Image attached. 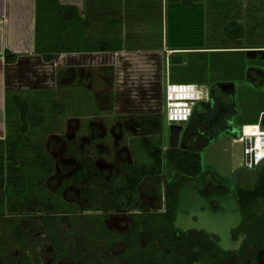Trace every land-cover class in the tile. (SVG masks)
<instances>
[{
  "label": "rangeland",
  "instance_id": "1",
  "mask_svg": "<svg viewBox=\"0 0 264 264\" xmlns=\"http://www.w3.org/2000/svg\"><path fill=\"white\" fill-rule=\"evenodd\" d=\"M236 1L163 0L162 9L163 45L166 49H175L172 55L163 58V65L164 59L167 60V67L164 65L163 69V87L166 83L204 84L206 88H212L217 97L214 115L221 112L218 123L210 116L207 128L203 129L212 140L199 152L201 173L191 178L178 194L174 228L184 233L196 231L214 236L218 239L222 251L235 253L241 250L246 241L244 232L248 229L249 222L246 223L239 211L233 191L238 188L251 191L259 173L258 169L249 171L244 167L243 145L235 142L233 135L236 133V137H239L241 127L255 124L259 112L264 110V60L247 59L245 51L206 49L216 46L264 45V0L243 3ZM240 8L241 12L238 13ZM238 14L239 16H235L237 19L232 18ZM232 20H240L239 23L246 28L242 41H230L221 34L222 28ZM158 22L156 31L159 33L160 18ZM43 35L44 28L41 25L40 36ZM58 70L57 67V81L53 80L51 71L47 77L48 81L46 80L47 85L51 83L53 86L54 83L55 86L37 87L16 93L25 101L29 115L35 116L31 122L28 120L26 134L20 132L22 122L19 110L11 101L13 94H8L10 104L6 144L20 147L15 156L21 163L18 167L5 169V177L0 181L5 183L11 174L16 175L11 185L18 186L22 193L27 190L26 187H31L26 200L36 202L38 208H43L42 196L51 195L59 187H64V197L68 202L79 201L82 206L87 203V207L98 210L105 202L104 195L114 187L111 193L113 196L107 199L109 205L132 207L135 212H140L143 208L151 209L152 212H163L164 186L179 176L166 161V152L170 148L169 126L163 120L164 114L157 115L158 119H162L160 128L146 129V132L140 135L127 130L131 132L124 131V137L120 139L117 136L115 141L107 131L108 134H101V130L92 126L99 124L108 130L116 121L114 116L96 115L100 112L95 96L104 88L105 83L98 81L99 74L94 66L89 63L88 69L72 70L71 74L77 75V78L67 86L60 82ZM84 76L89 79L82 80L81 77ZM112 90L109 86L108 91L113 97ZM104 107L107 108L108 105ZM137 114L139 116L138 112ZM123 124L128 126L134 122L126 119ZM198 128L189 123L183 124L180 145L186 132ZM261 128L264 130V126ZM250 130L251 128L246 129L247 132ZM25 136L27 141L24 140ZM80 151H85L98 168L108 172V180L97 179L91 174V177L82 183V188L71 185L67 179L78 167ZM125 151L133 168L130 173L123 174ZM7 159L8 156H4V160ZM50 168L52 170L47 174ZM145 185L155 191V197L141 198L148 194ZM85 188L92 191L91 197L86 200L80 196V189ZM204 188H213L215 194L204 196L201 193ZM222 188H228L229 193H220ZM96 192L98 195L93 204L92 198ZM69 193L75 196H70ZM2 198L0 195V199ZM51 200L47 203L52 205L54 202ZM7 201L11 205L16 202L13 196ZM15 208H11L10 215L4 216H27L33 217L34 220L23 218L20 221L24 225L27 246L6 251L5 263L10 259L17 262L21 255H24L30 264H122L119 260H114V257L122 252L121 243L113 249L96 246L95 241L97 243V240H102L104 236L99 232L100 229L97 232L100 222L95 219H80L78 222L61 226V240L74 236L72 232L76 226L84 228L87 236L83 239V236H75L79 241L77 240L78 244L72 248L73 253L82 251L81 255L57 261L51 252L47 234L35 223L39 216L49 213L45 209H36L37 212L28 214L24 207ZM160 219L161 217H154L156 222ZM14 223L11 219L1 223L0 235L4 240H9L8 236ZM130 223L129 216L120 219L111 216L106 225L108 228L125 232ZM150 238L148 236V239ZM141 245L145 247V241L141 242ZM262 255L264 256V253ZM244 262L247 264L249 258ZM262 263L264 264V258ZM167 264L178 263L172 261Z\"/></svg>",
  "mask_w": 264,
  "mask_h": 264
},
{
  "label": "trees",
  "instance_id": "2",
  "mask_svg": "<svg viewBox=\"0 0 264 264\" xmlns=\"http://www.w3.org/2000/svg\"><path fill=\"white\" fill-rule=\"evenodd\" d=\"M41 25L44 28L43 36H40ZM89 27L90 24L81 19L75 9L60 7L57 0H36L35 53L41 55L43 62L48 64L53 63L59 55L66 53L119 52L122 50V44L119 40L86 38L85 31ZM222 36L230 41L242 40L244 38V28L240 23L231 21L223 27ZM11 101L15 103L19 110L22 122L20 132L26 134L28 132L27 122L28 120L30 122L34 120L35 116L29 115L28 107L20 96L13 95ZM216 103L215 98L197 103L188 123L199 128L195 131L192 130V132H186L182 137V144L178 148L169 149L166 152V161L179 176L176 180H171L164 186V211L155 214L132 215L131 230L125 235L112 237L110 236L111 233L107 232L102 226V219L105 216L86 217L87 219H98L100 222L97 232L101 228L99 232L104 238L102 240L98 239L97 243L95 241L96 246L100 247L102 245L107 248L115 242H121L124 252L118 257V260L125 262V264H167L172 261L178 264H246L244 262L246 258H249L248 264H256V252L264 249V174L257 179L251 191L242 188L233 191L238 201L239 211L246 223L249 222L248 229L244 232L246 236L245 245H242L239 252L222 251L219 248L218 239L214 236L196 231L184 233L174 228L179 203L178 194L191 178L201 173L199 152L212 140V137L203 129L207 128L210 116L213 117L215 123L219 122L221 112L214 115ZM9 104V99L6 98L7 117ZM147 119H157L159 123L162 122L160 117L158 119L154 115L149 116ZM24 140H28L27 136L24 137ZM7 142L8 136L5 141L0 142V179L5 177V169L18 167L21 163L15 156L20 147L18 145L7 146ZM4 156H8V159L4 160ZM91 169L90 160L85 158L80 160V168L72 176L74 185H79L80 181L87 178V171ZM131 169V165L125 166V170L130 171ZM16 177V175L11 174V177L6 178L5 183L0 181V195L3 196L0 199V225L8 219L15 222L11 226L9 240H4L0 235V256L4 251H9L12 248L27 246L24 228L19 223V218H6L2 214L12 212L11 208L13 207H24L25 211L29 213L36 212V202L31 199L26 200L31 187H26L27 190L22 193L18 190V186L11 185ZM229 191L228 188H222L220 193L225 194ZM201 193L210 197L215 194V190L204 188ZM91 195L92 193L87 188L81 192V197L85 200ZM12 196L16 200L13 205L7 201ZM48 197L42 196L44 201H42V205L46 206L47 210L50 209L47 202L49 199L51 200ZM96 197L97 195L93 194V204L97 199ZM52 200L55 204L52 208L56 211L77 210L76 207L66 206L61 198H53ZM137 217L141 219L136 220ZM154 217H161V219L156 222ZM78 219V216L55 217L47 215L40 217V224L58 256L69 258L72 256L73 250L72 248H66L65 240L62 242L58 240L60 223L69 220L75 223ZM83 233L84 231L77 232L79 235H83ZM97 236L94 237L97 238ZM148 236L151 238L148 239ZM143 241L146 243L145 247L141 245ZM79 252L82 253V251ZM27 262L28 260L24 258V263L28 264Z\"/></svg>",
  "mask_w": 264,
  "mask_h": 264
},
{
  "label": "crops",
  "instance_id": "3",
  "mask_svg": "<svg viewBox=\"0 0 264 264\" xmlns=\"http://www.w3.org/2000/svg\"><path fill=\"white\" fill-rule=\"evenodd\" d=\"M247 1L258 0L236 2ZM57 3L66 9H75L79 17L90 24L89 29L85 31L86 38L119 40L122 50L66 53L59 55L53 63H44L41 55L35 53L36 0H0V142L5 141L8 136L6 116L8 94L16 95L18 91L55 86L54 83L53 86L51 83L47 85V77L51 71L53 80L57 81L55 78L57 67L60 82L67 86L77 78V75L71 74L72 70L88 69L89 63L90 66H94L99 74L98 81L105 83L104 88L95 96L98 101L107 95L112 97L108 91L109 86L112 87L115 112L113 113L109 107L105 108L106 103L99 101L97 109L100 113L96 114L97 116L103 114H107L108 117L114 116L117 125H122L123 121L129 119L134 122V128L144 123L145 117L158 114L163 91L164 50L170 55L175 50L166 49L163 45V0H57ZM235 16L239 14L232 18ZM159 18L161 37L156 31ZM244 29L246 33V28ZM250 49H264V45L216 46L206 50L244 52ZM81 79L86 80L89 77L84 76ZM197 86H202L203 95L207 90L208 101L217 98L212 88L208 89L204 84ZM253 125L259 126L260 131L264 132L261 128L264 126V110L259 112L257 122ZM145 127L154 129L151 125ZM233 136L239 138L236 137V133ZM255 169H258L259 178L263 174L264 162Z\"/></svg>",
  "mask_w": 264,
  "mask_h": 264
},
{
  "label": "flooded vegetation",
  "instance_id": "4",
  "mask_svg": "<svg viewBox=\"0 0 264 264\" xmlns=\"http://www.w3.org/2000/svg\"><path fill=\"white\" fill-rule=\"evenodd\" d=\"M100 102H104V103H106V105H108V107L110 108V106H111V108L110 109H112V111H113V113L115 112V108L114 107H116L115 106V96H113V97H109L108 95L107 96H105V97H102L101 98V100H99ZM98 100H97V102H99ZM161 103H160V106H159V111H158V114L157 115H162V112H161ZM112 106H114V107H112ZM157 115H154V116H157ZM131 118V117H130ZM146 118V120L144 119V123H142V124H140V125H138L137 127H134L133 128V125L134 124H128V126L125 124H122V125H117V123L116 122H114L113 123V125H111L110 126V128L107 130L105 127H103V126H101V125H99V124H91L92 126H94V128H97L98 130H101L100 132H101V134H106L107 132L110 134V136L113 138V140H115L116 138H117V136H119L120 137V139H121V137L123 138L124 136H123V134H124V131L125 132H134V134H136V135H140L141 133H144V132H146L145 130L147 129L145 126H153V128L155 129V128H160V125L159 124H161V123H159L158 121H156V119L155 120H148L147 119V117H145ZM91 126V127H92ZM90 127V126H89ZM93 131V129H90V131ZM95 130V129H94ZM127 130H131V131H127ZM107 131V132H106ZM107 133V134H108ZM100 134V133H99ZM65 137V136H64ZM63 140H66L65 138H62ZM116 141V140H115ZM114 141V142H115ZM66 142V141H65ZM80 153V159H79V163H78V167L75 169V171L74 172H72V173H70V176L68 177V181L71 183V185H73V187H77V188H82L81 187V185H82V183L85 181V180H87L88 178H90L91 177V174H92V176H94L95 178H97V179H100V180H108V177H107V174H108V172H104L102 169H100V168H98L96 165H95V162H94V160H92L91 158H89L88 156H87V154H86V152L85 151H80L79 152ZM84 154V155H83ZM124 160H123V162H122V170L124 171V173L123 174H126V173H130L131 171H132V169L130 170V171H127V170H125V166L126 165H131V163H130V161H129V159H128V157H127V153H126V151H125V154H124ZM83 158H85V159H87V160H90L91 161V164H92V169L91 170H88L87 171V178H84L82 181H80V183H79V185H74V183H73V180H72V176L78 171V169L80 168V160H82ZM132 166V165H131ZM133 168V167H132ZM51 168H50V170H49V172L47 173V174H49L50 172H51ZM97 173H98V175H100V176H98L97 175ZM46 174V175H47ZM43 178V177H42ZM145 188H147V190H148V194H146L144 197H141V198H153V197H155V196H153V195H155V191L154 190H152L151 188H149V187H147L146 185L144 186ZM113 188L114 187H112L111 189H109V193L107 192V194L106 195H104V197H106L105 198V202L103 203V206H101L100 207V209H91L90 207L88 208L87 207V203L85 204H83V206L79 203V201H78V203H76V201L74 200L72 203H70V202H68L67 200H66V198L64 197V191H65V188L64 187H59L56 191H54V193H52L51 195H48L49 196V198H51V199H53V198H61L62 199V201H63V203L66 205V206H73V207H76L77 208V210L76 211H56V210H54L53 208H54V203L51 205V204H49V207H50V209H46V206H43V208H41V209H45L49 214H46V215H41V216H55V217H59V216H66V217H68V216H78L79 217V219L78 220H80V219H83V220H85V219H87L86 217H88V216H105V218L104 219H102V226L107 230V232H109V233H111V237L112 236H115V235H125V234H127L130 230H131V226H132V221H133V219H132V215H139V214H155V213H160V212H152L151 211V209L149 210V209H147V208H143V210H141L140 212H135L136 210H134V209H132V207H123V206H119V205H109V203H108V198H110V197H112L113 195L111 194L112 192H113ZM82 190L83 189H80V196H81V192H82ZM88 191H90L91 193H92V191L91 190H88ZM97 193V192H96ZM70 194V196H73L74 194L73 193H69ZM96 195H98V193L96 194ZM75 196V195H74ZM97 198V197H96ZM53 207V208H52ZM40 208H38L37 207V205H36V207H35V210L36 209H40ZM52 208V209H51ZM40 209V210H41ZM149 210V211H148ZM157 211V210H156ZM37 212V211H36ZM28 214H32V213H29V212H27ZM33 213H35V212H33ZM39 213H41V212H39ZM95 213V214H94ZM10 215V212H8V213H5V214H2L3 216L4 215ZM41 216H39V219L35 222V223H37L38 224V227L40 226L41 228H42V232L43 233H45L46 234V232H45V230L43 229V227H42V225L40 224V217ZM113 217V216H116V218L117 219H120V218H125V217H127V216H129V219L131 220V223H130V226H129V228L127 229V231H125V232H119V231H117V230H115V229H111V228H108V226L106 225V223H107V220H108V218H110V217ZM5 217V216H4ZM14 217H17V218H19V223H20V221L23 219V218H25V219H28V220H30V221H33L34 220V218L33 217H27V216H11V217H6V218H14ZM29 218H31V219H29ZM12 220V219H11ZM78 220L76 221V222H78ZM13 221V220H12ZM95 221H98V219H95ZM72 223V221L71 220H69V221H66L65 223H60V225H59V230H61L60 228H61V226H64V225H67V224H71ZM21 224V223H20ZM120 224H121V222H120ZM100 225V224H99ZM99 225H97V227H99ZM21 226L24 228V225H22L21 224ZM121 226H123V225H121ZM84 228H78L77 226H76V229H74V231L72 232L73 233V235L74 236H68V238H66V239H60L59 237L61 236L60 234L58 235V240L59 241H63V240H65V246H66V248H74L75 246H76V244H78L77 242L79 241L75 236H77V237H79V236H83L81 239H83L84 238V234H85V231L83 230ZM100 230H101V228H100ZM83 232L84 231V233H83V235H79V234H77V232ZM60 233H61V231H60ZM24 234H25V232H24ZM102 237H103V235H102ZM25 238H26V235H25ZM26 240H27V238H26ZM78 240V241H77ZM119 243H121V242H115V243H113L111 246H109L108 248H112L113 249V247H115L116 245H118ZM50 244V243H49ZM121 245H122V252L120 253V254H118V255H116L115 257H114V260L116 261V260H118V257L124 252V247H123V244L121 243ZM26 247V246H25ZM100 247H104V246H102V245H100ZM21 248H23V247H21ZM50 248H51V252H52V254L54 255V258L57 260V261H62L63 260V258H65V259H68V258H66V257H60V256H58L57 255V252L55 251V249H54V247H53V245H51L50 244ZM13 250V249H12ZM264 253V249L263 250H259V251H257L256 252V264H263L262 263V260H263V258H264V256L262 255ZM82 253L81 252H77V253H73V250H72V256H70L69 258H77L79 255H81ZM7 253H6V251H4L3 252V254H1V256H0V264H25L24 263V258L26 259V260H28V258L26 257V256H24V255H21V257L19 258V260L17 261V262H14V260L12 259H10V260H8V262H6L5 263V258H7ZM83 261V260H82ZM28 264H30V262H29V260H28V262H27ZM120 263H122V264H125V262H120ZM249 263V262H248ZM247 263V264H248Z\"/></svg>",
  "mask_w": 264,
  "mask_h": 264
},
{
  "label": "built area",
  "instance_id": "5",
  "mask_svg": "<svg viewBox=\"0 0 264 264\" xmlns=\"http://www.w3.org/2000/svg\"><path fill=\"white\" fill-rule=\"evenodd\" d=\"M165 59L170 56L164 50ZM165 68L167 60H165ZM202 86L169 84L163 87L161 98V112L167 126L181 125L188 123L191 119L194 107L199 102L208 101V92L205 95L201 92ZM251 128L250 132L246 129ZM243 145L244 167L248 170L257 168L264 162V132L259 126L244 125L241 127L240 136L235 140Z\"/></svg>",
  "mask_w": 264,
  "mask_h": 264
},
{
  "label": "water",
  "instance_id": "6",
  "mask_svg": "<svg viewBox=\"0 0 264 264\" xmlns=\"http://www.w3.org/2000/svg\"><path fill=\"white\" fill-rule=\"evenodd\" d=\"M247 59L264 60V49H250L246 50ZM183 133V126L172 125L168 128V144L170 149H176L180 145L181 135Z\"/></svg>",
  "mask_w": 264,
  "mask_h": 264
}]
</instances>
